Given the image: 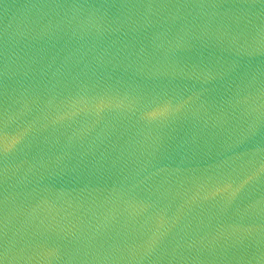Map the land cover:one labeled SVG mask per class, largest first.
<instances>
[{
    "label": "water",
    "instance_id": "1",
    "mask_svg": "<svg viewBox=\"0 0 264 264\" xmlns=\"http://www.w3.org/2000/svg\"><path fill=\"white\" fill-rule=\"evenodd\" d=\"M0 264H264V0H0Z\"/></svg>",
    "mask_w": 264,
    "mask_h": 264
}]
</instances>
